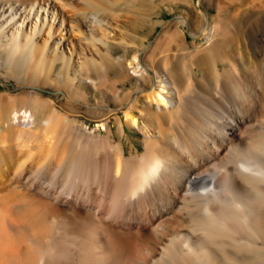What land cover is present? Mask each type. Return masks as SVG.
<instances>
[{
    "label": "bare ground",
    "instance_id": "bare-ground-1",
    "mask_svg": "<svg viewBox=\"0 0 264 264\" xmlns=\"http://www.w3.org/2000/svg\"><path fill=\"white\" fill-rule=\"evenodd\" d=\"M103 2L0 0V77L62 93L0 90V264H264V129L244 133L264 47L240 62L206 15L207 45L165 26L122 59L109 43H136ZM87 86L114 102L87 103L94 122L72 110Z\"/></svg>",
    "mask_w": 264,
    "mask_h": 264
},
{
    "label": "rangeland",
    "instance_id": "rangeland-1",
    "mask_svg": "<svg viewBox=\"0 0 264 264\" xmlns=\"http://www.w3.org/2000/svg\"><path fill=\"white\" fill-rule=\"evenodd\" d=\"M101 1H104L103 3L108 5V7L109 5L111 6V3H114L110 11L114 8L115 12L114 10L112 12L120 17V30L133 43H136L135 46L130 47H124L117 43H109L108 46L110 51L115 56H119L122 59L124 56L125 58L131 59L136 51L141 50V47L147 46L149 50H151L154 46H158L160 41L166 39L165 36H167V34H164V30L167 26L175 30V33L173 35L171 34V38L177 42H183L193 52L196 46L201 47L208 44V41L200 35V29L206 21V17L212 24L217 26L219 33L223 31L221 33L226 34L229 40L228 48H230L231 51L235 50L237 54L239 53L238 59L240 62L243 60L242 54L246 53L245 57H250L248 49L250 41H254L262 48L264 47V0H248V2L246 0H114L113 2L111 1V3L109 2L110 0ZM184 19H186L187 24L184 22ZM176 32L177 34L178 32L179 34L182 32V38H179ZM170 46L171 52L173 50L175 51L172 52L174 53L173 56L178 55V45ZM263 56L264 54H262V57ZM186 58L188 62L192 63L194 61L192 53L188 54L185 59ZM215 64L218 68H221L223 65H226V62L215 60ZM261 70L262 73H264V66H262ZM193 71L197 75L201 73V69L197 65L193 66ZM0 79L1 91H20L27 89L37 93L40 92L39 94L42 97L52 98L57 103L62 101V93L53 89L51 86L26 87L18 85L13 79H7L2 76ZM134 86L135 80L130 77L127 78L124 85L120 87L124 92L129 90L133 91ZM193 87L198 88L196 85H193ZM86 89L89 94L88 100L80 98L81 101L77 103L76 107L72 108V110L77 111L84 118H88L90 122H94L93 120H95L98 112L88 111L87 109L89 107L86 104L113 105L114 102L103 98L100 90H94L91 86H87ZM261 105L262 103L258 102L256 108L260 109L262 107ZM253 117L246 122L250 124L251 128L248 124L249 130L247 127H244V133L246 132L245 135H249L251 131L257 133V131L259 132L264 129V119H262L258 113ZM252 121L253 123H250ZM125 126L126 125H124L125 133L123 138L126 148L134 144L138 149H141L140 133L133 128ZM256 133H254V135Z\"/></svg>",
    "mask_w": 264,
    "mask_h": 264
}]
</instances>
